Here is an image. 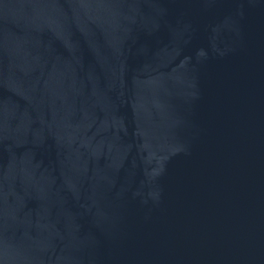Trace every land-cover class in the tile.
Instances as JSON below:
<instances>
[{"label": "water", "instance_id": "water-1", "mask_svg": "<svg viewBox=\"0 0 264 264\" xmlns=\"http://www.w3.org/2000/svg\"><path fill=\"white\" fill-rule=\"evenodd\" d=\"M0 264H264V0H0Z\"/></svg>", "mask_w": 264, "mask_h": 264}]
</instances>
